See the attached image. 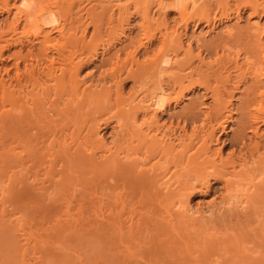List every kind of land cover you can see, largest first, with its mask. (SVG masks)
Listing matches in <instances>:
<instances>
[{"label":"bare ground","instance_id":"obj_1","mask_svg":"<svg viewBox=\"0 0 264 264\" xmlns=\"http://www.w3.org/2000/svg\"><path fill=\"white\" fill-rule=\"evenodd\" d=\"M73 1L76 0H69L68 3L71 9ZM158 1L156 6L160 2L161 6H165L163 0ZM220 1L218 6L226 7L228 0ZM232 1H236L232 15L224 10V13L218 14L217 21L222 24L223 20L231 18L237 21L242 9H250L246 31L253 37L255 48L252 44V48L250 46L247 50L229 45L234 37L235 40L238 38L233 36L231 26L224 25L219 35L228 40L224 42L222 39L224 44L218 45L220 54L215 59L211 57L214 60L212 64L213 60L207 61L208 54H204L206 51L202 48L203 29L198 30L201 22L206 26L212 23L213 26L208 28L210 32L216 28L214 25L217 22H213L216 16H211L206 7L200 8L199 12L185 4L192 13H200H196L199 16L197 22L194 21L191 33L186 36L187 20L193 15H188L192 13L186 8L187 12L185 5L177 4L178 8H174V2V5L167 2L171 10L179 9L176 10L179 20L172 27L165 26L164 10L167 6L162 8L158 5L164 11L160 16L163 15L161 24L166 31L161 32L158 42H154L157 38L152 31L148 32L149 24L144 26V22L149 23L148 0H129L141 9L135 12V21L137 24L140 22L136 26L148 31L141 36L144 39H136L140 42L130 45L131 49L125 50V56L121 58L119 52L127 47L116 49V44L119 42L121 45L129 38L124 26L119 30V27H113L107 41L91 44L85 40L87 29L81 30L77 26L70 32L66 28L71 37L65 34V27L72 22L73 14L70 7L61 4V0H0V16H3L0 21V58L10 46H19L20 50L27 48L24 55H19L22 66L14 63L12 74L4 68L2 71L6 77L0 71V128L6 129L3 131L10 133L12 141L17 142L15 161L19 167L16 171L5 170L0 174V214L5 213L6 202L23 206L48 198L60 203L58 205L64 203V216L73 218L84 212L83 201L81 204L75 201L78 207L74 213L77 214L69 213L73 209L70 208L76 193L78 195L81 190L88 189L97 194L100 189L102 197L105 194L110 196L111 192L105 193L107 189L112 191L110 197H113L118 210H106L109 213L106 217L103 207L96 206L97 203L96 207L93 205L94 215L100 217L97 228L104 231L106 221L110 228L124 229L126 237L120 236L118 240L125 243L122 245L124 251L133 253L134 257L138 249H142L137 253L139 256L154 258L163 255L171 258L182 249L203 248V254L210 256L216 253L215 257L224 262L237 257L240 251L257 253L255 251L264 248V218H261L264 216V128L261 129L264 126V25L258 24L264 16V0ZM113 5L122 11L121 7H125L127 2L121 7ZM224 7L220 8L223 10ZM183 9L186 11L183 12ZM87 12L89 16L90 12ZM111 13L109 17L113 15ZM156 13H159L158 9ZM76 17L75 21L78 19L81 22L83 15ZM128 17H122L117 26L129 25ZM114 28L118 31L114 32ZM69 37L72 42H69ZM113 49L116 50L108 57L110 61L103 63L108 65L107 68L101 69L97 77L80 79V71L85 64L99 57L104 58ZM256 50L262 58L260 62L256 58L259 56ZM223 60L233 63L240 76L248 75L253 81V86L250 84L247 89L244 85V95H247L245 100L243 95L244 107H240V103L239 107H235L231 101L234 97L231 91L239 92L241 87L242 93V84L236 83L229 92L223 91L227 88L224 82H230L229 72L226 75L224 72V78H218L225 85H219L220 80H216L219 84L216 82L212 87L207 76L199 71L201 68L209 70ZM195 76L198 78L195 79ZM164 78L170 79L171 87L167 84L170 88L180 86V83L184 86V80V83L190 82L175 95L174 106L186 99L187 92L196 86L205 92V97L211 98L212 105L204 111V124L200 128L194 126L188 130L186 123L175 125L161 121L169 114L171 106V97L167 98L169 94L165 86L169 80L166 82ZM125 80L131 81L126 94L123 90ZM219 86L223 89L220 90ZM225 111L227 114L224 117ZM238 113L244 114L243 121L238 120L240 125L237 122L239 130L234 133L233 143L238 142V152L223 156L220 148H211L212 143L218 141L215 131L226 132L227 128L237 125L234 115ZM107 128H110V139L104 136L103 130ZM246 138L251 139L249 145ZM25 156L35 159L31 165L35 166L32 172L30 166L24 165L25 159H28ZM88 171H92V175L86 178ZM214 182L221 185L220 197L211 199L206 206L200 204L194 208L190 203L192 194L198 187L202 189V194H206ZM22 206L17 208L19 215L11 223H19L28 215ZM138 207L142 208V212ZM260 215L261 219H257ZM255 223L261 235L253 233ZM19 230L23 231V228ZM24 240L28 241V238L24 237ZM248 243L255 250H249L246 247ZM168 244L176 245L177 249L167 250ZM19 249L24 256L26 248ZM141 256L139 258H143ZM254 261L251 256L244 255L239 264H255Z\"/></svg>","mask_w":264,"mask_h":264},{"label":"rangeland","instance_id":"obj_2","mask_svg":"<svg viewBox=\"0 0 264 264\" xmlns=\"http://www.w3.org/2000/svg\"><path fill=\"white\" fill-rule=\"evenodd\" d=\"M61 1H62L61 4L63 6L70 7V9H71V5L69 6V4H68V3H70L69 0L68 1L67 0H61ZM66 1H67L68 5L67 4L65 5ZM115 1L116 0H111V1L110 0H76V1H73L74 4L72 3V9H71V13L73 14V15H71V17H73V19H72V22L68 23L67 27H65V31H64L65 34L67 36L68 35L70 36L71 33L68 34L69 33L68 31L72 32V29L74 31L75 27L77 28V26H79L81 30L87 29L84 32L85 40L89 41L91 44H99L100 42L107 41L109 39L108 37L110 36V34L112 35V33H110V32H111V30L113 31V27H119L118 28V30H119L121 26H122V28L124 26L125 28H123V29L126 30L125 31L126 34H129V38L126 39L125 41H123V43L121 45L119 44V42H117V44H116V49H118V47H123V48L127 47V48L122 50L124 52H122V51L119 52L120 57L122 58L123 56H125L124 55L125 50L128 51L129 49H131V47H129L130 45L134 46L135 44H138V42H140V41L137 42L136 39H140V40L144 39L141 36H143V33L147 32L148 30H149L148 32L152 31L153 34H155L154 38H157V39H154V42L155 41L158 42V40H160L159 35L161 34V32L166 31L164 29L165 28L164 25L161 24V20H162L161 17L163 15L160 16V14H163V13H161L163 11L162 8L167 6L168 3H170V4L172 3L173 5L175 3V5L172 6L174 8H178V7H176L177 4H179L180 6H182V5L184 6L185 4H187L188 6H191L192 10L196 9L199 12L201 10L200 8H202V7L203 8H205V7L209 8L208 11H210L211 16H216V18L214 17V19H213L214 23H215V21L218 23V21H217L218 17H219L218 14L224 13L225 11L226 12L228 11L227 13L231 14V13H233V10L235 9V6H236V5L234 6V3H236V1H232V0H228V2L226 3V7H224L225 5L220 6V7H224L223 10L217 4V2L219 0L217 2L215 0H175V2L173 0L172 1L171 0H163L162 4L165 2V6L164 5L161 6L160 5L161 2H160L158 4L160 7H162L160 9L158 7V5L156 6V3L159 2L158 0H148L149 3H147V4H150V5H149V8H148V6H147V8L149 9V11H148V9H144V8H143V10H145V11L147 10L149 13V14L147 13V15L149 16V18H147L149 23H147V21L144 22V26H147L149 24L148 25L149 27H148V30L142 31L141 27L136 26V25H139L140 22L137 24L135 21L136 20L135 17H136V13H137L136 10L141 11V9L140 10H139V8L137 9L136 4L130 3L129 0H120V1L117 0V2H115ZM125 1L127 2V5H126ZM151 1H152V3H150ZM153 1H156V2H153ZM221 1H224V0H221ZM195 2L197 5L195 4ZM114 3L117 6L119 4L120 7L126 5L125 7H121L123 12L121 10H118L117 9L118 7L116 8V6L113 5ZM190 3H191V5H190ZM111 4H112V6H111ZM121 4H123V5H121ZM192 4H193V7H192ZM223 4H224V2H223ZM227 4L229 6H227ZM133 5H134V7H133ZM179 5H177V6H179ZM187 5H185L184 8L185 9L187 8L189 10V12L192 13L194 10L192 11L190 9V7L188 8ZM155 6L158 8H155ZM150 7H151V9H150ZM229 7H231V8H229ZM107 8H108V10H107ZM109 8H111L112 11ZM124 8L127 10L124 11L125 10ZM170 8H171V6H167L164 10L165 11V20H166L165 26L168 25L170 27V25H171V27H172L173 25H175L177 19L179 20V14L176 11V10L179 11V9L173 8L171 10ZM157 9L159 12L158 14L156 13ZM159 9L161 11H159ZM185 9H183L184 10L183 12H185L187 10V9L186 10ZM143 10H142V12H143ZM188 10H187V12H188ZM217 10H219V11H217ZM85 11L86 12L88 11L87 13L90 12L89 16L86 15ZM111 12H113V15L109 17ZM199 12H196V13L198 14ZM218 12H220V13H218ZM250 12H251L250 9H246V8L242 9L240 11V18L237 21H235L236 19L232 20V18H231L229 20H223V24L221 22L218 24L215 23L214 26L216 28H214L215 30H212L211 32L208 30V28L210 29L213 26L212 23H211V25L209 24L210 26H208V25L206 26L203 22H201L199 24L200 29L198 28V30L203 29V31H202V33H203L202 44L204 45V47H202V48L206 51V52H204V54L205 53L208 54L207 61L211 62L213 59H215L220 54V52L218 50H219V47L221 46V44L223 45L225 40H228L227 38L224 39V38L220 37L221 35H219V31L222 30V28H221L222 26H223V28L225 26H228V27L231 26L234 30L233 36L237 35L238 39L235 40L236 38L234 37L235 39L233 38V40H235V41H233V40L231 42L229 41L230 42L229 45H231L234 48H239V49L244 50V48L245 49L249 48L252 44V46L255 48L253 37L250 34H248L249 32L246 31V25L248 24V20H249L248 14ZM196 13L188 14L189 16L193 15V16H190L193 19H191L189 17H188L189 20L186 19L187 23H188V26H187L188 30H186L185 35L186 34L188 35L191 33L190 31H192L194 21L197 22L196 20L199 16H197ZM76 14L77 15H80V14L83 15V18L81 19L82 21L84 20L83 22L81 21L83 24L80 22V20L78 21V19L75 21V18H77ZM194 14H196V15H194ZM128 15H129V17H128ZM185 15L187 16V13H185ZM185 15H184V17H185ZM126 16L128 17V22L130 21L129 25H126L124 23V21H125L124 20V21H122L124 23V25L117 26L118 24L121 23L120 20L122 19V17L126 18ZM2 18H3V16H0V21ZM110 18H112V20H110ZM93 22L96 23L95 24L96 28L94 27ZM258 24H259V26L264 25V16H262L259 19ZM131 27H132V29H130L131 31H129L128 29ZM137 27H139V28H137ZM66 28L68 29V31ZM149 28H151V30ZM80 29L78 31H81ZM159 29L161 31H159ZM241 29H243V30H241ZM118 30H116V28H114V32L118 31ZM154 30H155V33H154ZM156 30H158L160 33L157 32ZM187 31H188V33H187ZM205 32H206V34H205ZM236 33H238V34H236ZM65 34H63V36H65ZM79 34H80V32L77 33V36ZM113 35H114V33H113ZM55 36H56V38L59 37V36L57 37V35H55ZM70 37H69V39H70ZM182 39L184 40L183 42L185 43L186 37L184 35L182 36ZM222 39H224L223 40L224 42H222ZM248 39H249V41H248ZM70 40L71 41H69V42H72V39H70ZM121 40H124V38L122 37ZM55 42H56V40H55ZM249 43H250V45H249ZM218 45H220V46H218ZM247 45H249V46L247 47ZM216 46H217V48H216ZM252 46H251V48H252ZM18 49H19V46H12V47L10 46V47L6 48L5 51H3V56L0 58V71L2 72V75H4V72L2 71V70H4V68H5V70H8L10 74H12V72L14 71V65H15L14 63L18 62V63H20V66H22V63H21L22 60L20 57L26 53L27 48L25 50L19 49L20 52ZM67 49H70V48L68 47ZM116 49L111 50L109 52V54H107V55L105 54L104 58L99 57L98 58L99 60L96 59L94 62H88V64H85L83 66L82 70L80 71V75H81L80 79H81V77H83V78L97 77L96 75L100 74L101 69L107 68L108 65H105V64L103 65V63L110 61L108 57L109 56L111 57L112 53ZM215 51L217 52V54H215L216 53ZM249 52H250V50H249ZM255 53H257V50ZM19 55H21V56L19 57ZM256 55L260 56L259 53H257ZM259 56L256 57L258 59V62H260V60H262L261 56H260V58H259ZM211 57L213 58L212 60H211ZM100 61H102V64L100 63ZM223 61L224 62L221 61V63H219L218 65H216V64L214 66L212 65L211 66L212 68L209 70H205L204 68H201V69H199V71L203 76H207V79H209L208 82H209L210 86H212V84H213L214 87H215L216 82H218L217 84H219V81H216V80H220V79L224 78V75H226L229 72L228 74L230 76L229 77L230 82H228V84H227V82H224V83H226V86L228 89L226 88V90H223V91L227 92L228 90H232L236 83H239L240 86L242 84V87H243L242 93H241V87H240L239 92L235 91L234 89L231 91V92H233V95L235 97V98L233 97L231 99V101L235 107L236 106L239 107L240 104L242 105L240 107H244L245 104L243 102H245V101H243L242 99L245 96L244 97V100H245L247 95L246 94L244 95L245 91H243V90L247 89V86L249 87L250 84H251V86H253V83H252L253 81L251 80L250 77H248V75L245 77H243V75L240 76V71H238L236 69L234 70V64L233 63L227 62L228 63L227 64V63H225L226 62L225 60H223ZM195 62H194V65L196 67L197 62H196V64H195ZM213 62H214V60L212 61V64H214ZM220 64H224V65H220ZM101 65H103V66H101ZM104 66H106V67H104ZM217 67L219 68L220 71H222L224 69L222 71L223 73L219 72ZM223 67H225L226 69ZM212 69H214V70L211 71ZM218 72H219V75L221 77H218L219 76V75H217ZM224 72H225V74H224ZM236 72L239 73V75H237ZM85 73H86V75H84ZM238 76H240L241 78H239ZM123 77L124 76L122 75V78ZM197 78L198 77H196L195 79H197ZM218 78H220V79H218ZM164 80L165 81L169 80L168 83H166V84L164 83L165 86L171 82L170 79H168V78L167 79L164 78ZM231 80L234 81L233 82L234 85H233ZM237 80H241L242 83L240 81H237ZM250 80H251V82H249ZM185 81L186 80H184L182 82V84L184 86H182L181 83L179 84L180 86L177 85V86H174L172 88H170L171 87L170 84H169L170 87L168 85L166 86L167 95L169 94V96H167V98L170 99V97H171L170 100L168 99L171 103V106H170V111L168 112L169 114H167V116H163V118H162L163 120L161 119V121H163V122L167 121L166 122L167 124L171 122L172 124H175V125H177L179 122L181 124L186 123L187 128H189L188 130H191V128L194 126L200 128L204 124V116H205L204 111L206 110L207 107H211L212 101H211V98H209L208 96L205 97V92L202 89L199 90V88L197 89V86H196L195 89H193L191 92H187L186 99L182 100V102H180L178 105L174 106V99L173 98H175V95H178L180 90H182L183 87L185 88V86H187L188 83H190L187 81L186 82L187 85H186V83H184ZM123 82H124L123 83V90H124V93L126 94L128 92V90L130 89L131 81L125 80ZM220 83L221 84H219V85H222V83H223L222 80H220ZM228 85H229L230 89H229ZM244 85L246 86L245 89H244ZM219 87H220L219 88L220 90L223 89L221 86H219ZM171 89L172 90L175 89V90L172 91ZM224 97L226 98V96H224ZM172 99H173V102L171 101ZM224 113L222 116L225 117L227 112L225 111ZM243 116H244V114H241V113L235 114L234 117L236 118L235 121L237 120L236 123L238 122L240 125V123H241L240 121H243V118H244ZM224 117H222V118H224ZM238 117H240V119H238ZM238 120H240V121H238ZM238 123H237V125H238ZM229 125H231V124H228V126ZM237 125L236 124L233 125L232 126L233 129L227 128L226 132L215 131V134L218 138V141H216L215 143L214 142L212 143L213 144L211 146L212 150H215L216 148L217 149L220 148L222 150L223 156L230 154V152L234 153L236 150H237L236 152H238L239 145H236V144H238V142H236V144H234L235 143L234 142L235 141L234 133H235V131L237 132L239 130V125L238 126ZM262 128H264V126H261V129ZM109 129L107 128V129L103 130V132L105 133L104 136L106 135L105 138H107V139H110V136H108V135H110ZM3 130L7 131L6 129H3ZM3 130L0 128V174L2 171H5V170L6 171H8V170L16 171L19 168V167H17V162L15 161V153L17 152V148H15V147L17 145V142L12 141L11 134L5 133ZM3 133H5V134L3 135ZM245 141H246V143H248V145L251 143L250 138H246ZM10 149H12V150H10ZM29 155H32V154H29ZM27 156H25V157H27ZM27 158L28 159L27 160L25 159V162L23 161L24 165H27L26 167L30 166L29 169H31V172H32V170L35 166L33 167L31 165L35 159L33 160L34 157L33 158L27 157ZM26 161H27V163H26ZM28 164H30V165H28ZM33 173H34V171H33ZM85 174L87 176L86 178H89L92 175V171L91 172L88 171V173H85ZM93 179H95V178H93ZM211 182H213V181H211ZM220 186L221 185L219 182L212 183V185H211L212 189L210 188L211 190H209L206 194H202L203 193L201 191L202 189L200 190V188L198 187L196 192L194 194H192V196H191V202H190L191 205L194 208H196L197 205H200V204H203L206 206L208 201H211V199L217 200L218 197H220L219 195H221L220 193L222 192V190H221L222 188ZM95 192L96 191H94V190L85 189V190H81V193H79V190H78V193L81 194L82 196H80L79 194H78L79 195L78 196L76 193V196L73 197L74 201L72 200L73 202L71 203L72 207L70 206L71 207L70 209H72V208L73 209L69 210V213H70V211H72L73 213L76 212V208L78 207L77 204L82 202V201H83L82 206H84L83 207L84 212L82 211V214L80 216L75 215L77 213H74L75 216L73 218L71 216L70 217L68 216L69 218L64 216V214H63L65 211L64 210L65 206L63 205L64 203L61 205H58L60 203H57V201H54L53 199H52L53 200L52 201L51 199L48 200V198L47 199L41 198L39 200H36L32 203L25 204L23 206L20 204H15L12 201L6 202L5 203V210H6L5 213L3 215L0 214V264H239V259L244 255L251 256L253 259H255V261H254L255 264H264V248H261L260 251H255L257 253H254L252 251H250V253H249L246 250L240 251L238 253L237 257L229 258L224 262L219 260V259H221L220 257H215L216 253L212 254L210 256H207L206 253L203 254L202 253L203 248H201V249L200 248H192L189 251H185L182 249V251L180 253H178L175 256H171V258L164 257L163 255H160V256L154 257V258H152V256L145 257V256L140 255L143 258H139L140 256L137 253L138 252L140 253V251L142 249H138V251L136 252V256L134 257L131 255L133 253L130 254V253L124 251L122 245L124 246L125 243H123V242L120 243V241L118 240L120 236L126 237V235L123 234L124 229L120 231V230L112 228V227L110 228V227H108V224H106L107 223L106 221L104 222V225H106V226H104L106 228L104 231L97 228V225L100 221V217L97 218L98 216L94 215L93 212L95 211L94 210L95 208H93V205L95 206L97 203L98 205H96V206H100L101 208L103 207V209H104V210H102V211H104L103 213L110 212V209H111V211H114V209L117 208L118 206L117 205L115 206V203H113V201H112L113 197L112 198L110 197V196H112L111 190L108 191L106 189L105 193H108V192H111V193H109L110 196L108 194L103 195L104 197H102L99 194L100 189H99V191H97L98 192L97 194H95ZM97 196H99L100 199ZM102 198H105V199H102ZM107 198H108V200H107ZM109 198H111L110 199L111 201L109 200ZM75 201L78 203H76ZM104 203H105V205H104ZM51 204H53V205H51ZM195 205H196V207H195ZM203 205H201L202 208L204 207ZM21 206L24 207L26 211H28V215L25 216L21 221H19V223L18 222H12L11 223V220L14 219V217H16L17 215H19V213L16 210H17V208L19 209ZM105 206L109 207V208H106ZM112 206L113 207L115 206V207L112 208ZM50 209H51V211H50ZM138 209L140 210L142 208L138 207ZM144 209H146V208H144ZM117 210H118V208H117ZM140 212H142V211L140 210ZM262 212H264V211H262ZM108 214L109 213H106V215L105 214L104 215L107 217ZM260 214L262 215V213H260ZM261 215L257 216L258 217L257 219L264 218V216L261 217ZM257 219H256V222H257ZM255 226H256V223H255ZM21 228H23V231L19 230ZM256 229H257V231H256ZM255 232L259 233L258 235H261L260 234L261 232H259V229L257 226H256L255 231L253 233H255ZM22 233H24V235H22ZM248 233L251 234L252 232H248ZM24 237H27L28 241L27 240L25 241ZM166 246H167V248H166L167 250L172 251V250L177 249V246L173 245V244H168ZM246 247L249 250H255V247H253V245L251 243L246 244ZM19 248H26V252H25L24 256H22V251ZM217 253L221 254V252H217ZM125 254H126V257H125ZM225 257H227V255H225ZM247 264H249V263H247Z\"/></svg>","mask_w":264,"mask_h":264}]
</instances>
